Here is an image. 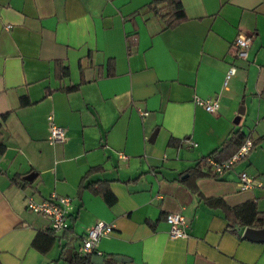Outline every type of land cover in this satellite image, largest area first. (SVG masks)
I'll use <instances>...</instances> for the list:
<instances>
[{
  "label": "crops",
  "instance_id": "obj_1",
  "mask_svg": "<svg viewBox=\"0 0 264 264\" xmlns=\"http://www.w3.org/2000/svg\"><path fill=\"white\" fill-rule=\"evenodd\" d=\"M181 1L186 19L166 26L152 0H0L3 264H74L100 219L115 227L94 264H264V240L208 200L264 211V0ZM241 32L252 36L246 59L235 54ZM211 96L216 112L197 102ZM52 123L65 141L48 140ZM236 129L256 141L249 156L192 173ZM53 192L73 197L58 234L27 205ZM169 212L184 214L186 236H170ZM48 231L43 250L34 240L47 244Z\"/></svg>",
  "mask_w": 264,
  "mask_h": 264
},
{
  "label": "built area",
  "instance_id": "obj_2",
  "mask_svg": "<svg viewBox=\"0 0 264 264\" xmlns=\"http://www.w3.org/2000/svg\"><path fill=\"white\" fill-rule=\"evenodd\" d=\"M11 25L8 24L7 27ZM252 42V36L246 33H239L234 40L235 54L238 58L246 59L249 55V49ZM238 67L232 64L226 73L225 84L233 74L236 73ZM198 104L203 105L207 110L216 112L220 106L218 97H198ZM141 113L147 114L148 111L140 110ZM52 118V115L49 116ZM67 138L66 127L60 124L52 123L48 140L51 143L63 142ZM255 147V141L252 137L247 136L243 142L238 146L233 155L227 160H218L214 155H207L206 160L210 165V169L215 174H220L226 170L234 168V166L241 160L247 158ZM240 185L242 188L250 187L254 184V180L246 171L240 172ZM73 197L71 195L59 194L57 192L51 193L48 197L41 201L34 199L32 195L27 197V205L30 209L43 213L50 217L51 228L54 233H60L70 227L69 217L71 215ZM170 223V236L172 238L186 236L188 234V222L181 212H169L166 216ZM115 224L107 220H97L90 226L84 235L82 243L79 247V252L82 254H102L98 248L100 240L110 234L114 230ZM0 264H3L0 261Z\"/></svg>",
  "mask_w": 264,
  "mask_h": 264
},
{
  "label": "trees",
  "instance_id": "obj_3",
  "mask_svg": "<svg viewBox=\"0 0 264 264\" xmlns=\"http://www.w3.org/2000/svg\"><path fill=\"white\" fill-rule=\"evenodd\" d=\"M167 1L166 6H161L160 2ZM152 6L160 14L161 18L165 22L166 26H173L179 22L186 19L187 15L181 0H152ZM62 72H68V66L62 64ZM3 124V118H0V127ZM247 137V134L241 129H236L231 132V134L223 141V143L215 148L208 155H214L218 160H227L236 151L238 146ZM255 141V140H254ZM173 142V141H172ZM256 143V141H255ZM4 145L0 144V150L4 149ZM192 173L201 175L205 173H214L210 169V165L206 160V156L202 157L197 161V163L192 167ZM14 180H17L14 177ZM101 182V180L90 181L87 185H94ZM98 188V187H96ZM109 188V187H107ZM112 192L107 191L106 197L112 199ZM210 202L221 205L226 210L228 216L234 215L236 220L242 225H250L255 227L264 226V211H260L257 208L256 202L254 200H247L237 205H229L225 203L221 198H208ZM52 230V229H51ZM48 242L45 245H41L39 240H34V244L38 245L41 249H47L53 239V235L50 231L47 232ZM109 261V260H108ZM71 262L74 264H94L92 262V256L89 254H82L79 251L74 254L71 258ZM109 263H113L112 260Z\"/></svg>",
  "mask_w": 264,
  "mask_h": 264
},
{
  "label": "water",
  "instance_id": "obj_4",
  "mask_svg": "<svg viewBox=\"0 0 264 264\" xmlns=\"http://www.w3.org/2000/svg\"><path fill=\"white\" fill-rule=\"evenodd\" d=\"M27 178L31 180L33 178V175L30 174L27 176ZM245 236L253 240L263 241L264 240V226H261V227L248 226L245 230ZM117 259L122 260L125 258L124 256H118ZM92 260L96 262H102L104 260V256L100 254H93Z\"/></svg>",
  "mask_w": 264,
  "mask_h": 264
}]
</instances>
